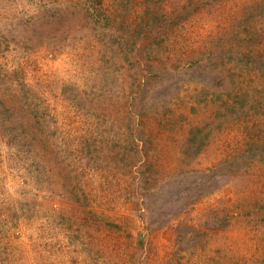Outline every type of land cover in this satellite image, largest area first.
Wrapping results in <instances>:
<instances>
[{"label": "rangeland", "instance_id": "rangeland-1", "mask_svg": "<svg viewBox=\"0 0 264 264\" xmlns=\"http://www.w3.org/2000/svg\"><path fill=\"white\" fill-rule=\"evenodd\" d=\"M0 264H264V0H0Z\"/></svg>", "mask_w": 264, "mask_h": 264}]
</instances>
